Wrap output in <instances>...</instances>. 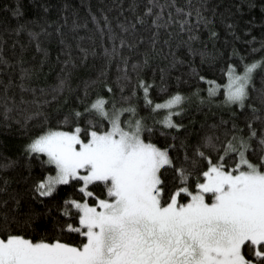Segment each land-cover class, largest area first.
Listing matches in <instances>:
<instances>
[{
    "label": "snow or ice",
    "instance_id": "1",
    "mask_svg": "<svg viewBox=\"0 0 264 264\" xmlns=\"http://www.w3.org/2000/svg\"><path fill=\"white\" fill-rule=\"evenodd\" d=\"M40 7L46 12L49 6ZM219 7L209 0L195 6L192 0H101L93 11L88 4L95 31L111 42L103 48L106 65L119 54L115 85L105 67L99 73L100 90L92 94L89 84L100 80L88 81L82 96L66 95L62 101L52 93L63 92L67 75L54 87L34 83L38 69L25 66L24 45L15 59L0 51L5 129L13 114L24 113L22 128L37 121L13 156L6 154L11 146L0 143V264H264V79L259 88L255 83L258 71L264 77V54L255 55L264 53V39L246 51L232 46L220 68L223 84L191 66L198 83L189 93L181 90V77L168 93L162 83L141 73L153 59L149 50L143 60L131 61V69L129 56L123 54L125 47L135 51L147 41L152 53L158 44L160 50L170 48L169 68L185 63L175 54L172 37H177V47L186 44L193 53L200 26L210 23L203 13L210 9L215 15ZM3 8L12 16L21 14L19 4ZM232 8L241 10V4L232 0L221 15L230 16ZM112 9L118 10L115 25ZM79 27L74 20L73 28ZM228 27L239 39L233 25ZM24 28L21 24L12 31ZM55 31L61 35V51L67 50V66L74 62L72 45L59 26ZM244 31L250 33L248 27ZM182 33L188 34L186 40ZM209 34L217 36L211 28ZM29 35L37 33L29 29ZM76 47L84 62L90 49L79 43ZM36 48L44 52L43 63L48 50L38 41ZM91 51L95 54V48ZM200 52L203 60L208 50ZM165 71L160 69L161 81ZM199 82L207 87L201 89ZM153 88L166 98L154 100ZM221 89L222 98L217 96ZM141 98L147 109L143 114ZM187 105L197 111L204 105L218 109V121L207 125L203 135L196 130L194 142L188 133L195 116L182 122L190 114ZM67 185L73 193L53 201L59 187ZM25 191L29 203L21 212Z\"/></svg>",
    "mask_w": 264,
    "mask_h": 264
},
{
    "label": "trees",
    "instance_id": "2",
    "mask_svg": "<svg viewBox=\"0 0 264 264\" xmlns=\"http://www.w3.org/2000/svg\"><path fill=\"white\" fill-rule=\"evenodd\" d=\"M104 2L108 3L110 0H104ZM183 2L184 0H181V3ZM198 2L199 0H192L193 6ZM236 2L241 4V10L232 8V14L230 16L227 13L222 16L221 13L224 12V5H230L232 0H209L210 4H219L220 7L215 15H213L210 9L203 13V15L210 18V23L208 27L200 26L198 30L199 39L192 41V47L195 50L193 53L188 52V46L186 44L177 47V37H172L171 46L176 50L175 54L185 61V63L177 62L174 67L169 68L168 65L172 61L170 48L163 46V50H160L162 46L158 44L157 51L152 53L151 46L145 41L135 51H130L126 47L124 48L123 54L129 56L130 59L129 69H131V61L137 59L143 60V52L149 50L153 59L149 65L142 66L140 71L146 78H154L157 84L162 83L168 93L176 90L177 77H181V90L185 93L191 92L192 88L197 86V78L192 76L190 72L191 66L198 67L201 70V74L209 75L213 79H216L219 84L225 83V79L221 76L220 68L224 62L223 57L227 56L232 46L235 45L238 49L246 51L247 48H257L260 40L264 39V25L261 23L264 20V9L261 7L264 4V0H236ZM99 3H101V0H0V51L8 55L10 59H15L21 53V45H24L23 58L26 61L25 66L32 65L38 69L32 77L34 83L54 87L59 79L67 75V83L63 92L52 93L53 95H58L60 101L66 95L73 98L78 95L82 96L85 83L88 81L100 80L96 84H89V90L92 94L100 90L102 78L99 77V73L105 67H108L107 76L109 81L115 85V76L117 75L116 62L119 54L113 57V62L110 66L106 65L105 61L107 57L103 55V48L105 46L110 48L111 42L106 37L101 39L100 34L95 31V26L92 24L90 18H88L86 11L88 4H91L93 11H95ZM4 4H9L10 8L19 4L21 14L18 17L12 16L10 10H4ZM45 4L49 6L46 12L40 7V5ZM65 4L68 5L67 9L64 8ZM249 4L252 6L249 7ZM117 11V9H112L109 12V16L113 18V25H115L114 18L117 15ZM97 14L99 15V13ZM86 19L87 27H84L83 25ZM191 19L195 20V16H192ZM74 20L80 25L79 28H73ZM229 23L233 25L235 32L240 37L239 39L233 37V29L228 27ZM21 24L25 25L24 29L18 33L12 31V29ZM57 26L61 28L64 39L72 45V61L74 62L67 66L63 64V61L68 58L67 50L61 51V49H64V45L61 43V35L55 31ZM245 27L250 29V33L244 31ZM209 28L217 33L215 39L210 38ZM29 29L37 33V36L34 38L31 37L29 35ZM142 34L146 37L149 36L147 31H144ZM81 36L84 39L78 41L76 37ZM187 36V33L181 34V37L185 40ZM252 37H256L255 42L246 45L245 42ZM37 41L40 43L42 49L48 50L47 58L43 63H41V57L44 56V52L37 50ZM77 43L81 47L90 49L88 57L84 62H81L83 56L79 48L76 47ZM116 43L118 44L119 41L117 40ZM92 48H95V54L92 53ZM202 48H207L208 50V55L203 60L201 59L200 52ZM260 54L264 53L258 52L255 54L256 58H259ZM249 58L251 59V57ZM161 68H165L166 70L164 81L160 79ZM153 69H155L154 75ZM130 75L135 79V72H130ZM262 79L264 77L258 71L255 77L257 88L260 87ZM199 86L201 89L207 87L204 82H199ZM105 94L107 93L105 92ZM201 94L207 95L206 92H202ZM217 96L220 98L223 97L222 89L217 93ZM152 97L157 101L166 98L164 93H160L157 88L152 89ZM17 98H19L18 92ZM139 103L141 113L143 114L147 109L143 106L142 98ZM192 103L198 104L199 101L194 100ZM51 107L54 108L55 104H52ZM187 107L189 108L190 114L182 122L189 123L192 121L193 115L195 116V121L189 123L188 133L190 141L194 142L197 138L196 130H200V134L203 135L208 131L207 125H210L213 121H218L219 115L214 114L218 112V109L215 106L210 109L207 105H204L197 111L196 107L192 105H187ZM46 110L50 111L51 109ZM23 117L24 113L13 114L12 118L7 121L10 128L5 129V121L0 116V143L11 146L6 152L9 156H13L15 151L19 150L25 141L26 135L37 126V121L33 120L27 128H22ZM201 121H206V125L203 128L200 123ZM4 174L14 176L12 172H6ZM36 175H39V169ZM15 179H19V177H15ZM20 185L25 190L28 188V185L23 181L20 182ZM12 187H17L15 180ZM70 193H73L71 185L60 186L58 195L53 197V201L63 199L65 195ZM29 196L30 194L26 191L22 194L21 212L27 209Z\"/></svg>",
    "mask_w": 264,
    "mask_h": 264
}]
</instances>
